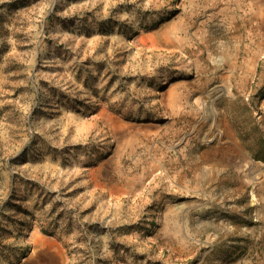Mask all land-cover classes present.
<instances>
[{"label":"rangeland","instance_id":"374dc122","mask_svg":"<svg viewBox=\"0 0 264 264\" xmlns=\"http://www.w3.org/2000/svg\"><path fill=\"white\" fill-rule=\"evenodd\" d=\"M0 264H264V0H0Z\"/></svg>","mask_w":264,"mask_h":264},{"label":"bare ground","instance_id":"6f19581e","mask_svg":"<svg viewBox=\"0 0 264 264\" xmlns=\"http://www.w3.org/2000/svg\"><path fill=\"white\" fill-rule=\"evenodd\" d=\"M157 37H152V38H145V42H147L148 44H150V46L153 47H158V40L156 39ZM102 117L105 118L111 125L113 126H117L118 124V120L116 119V117L114 116V114L109 113L108 110L104 109L103 112L101 113ZM120 119V118H118ZM105 120V121H106ZM120 126V125H119ZM120 128V127H119ZM118 128V129H119ZM132 141V140H131ZM84 197V196H83Z\"/></svg>","mask_w":264,"mask_h":264}]
</instances>
